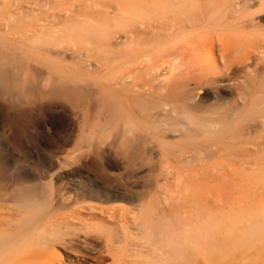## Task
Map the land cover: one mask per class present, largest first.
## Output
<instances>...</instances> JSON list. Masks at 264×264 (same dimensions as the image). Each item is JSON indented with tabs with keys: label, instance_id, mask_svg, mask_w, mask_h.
Returning a JSON list of instances; mask_svg holds the SVG:
<instances>
[{
	"label": "bare ground",
	"instance_id": "obj_1",
	"mask_svg": "<svg viewBox=\"0 0 264 264\" xmlns=\"http://www.w3.org/2000/svg\"><path fill=\"white\" fill-rule=\"evenodd\" d=\"M33 1L0 9V59L68 102L78 134L60 183L0 193V264H66L57 247L78 264H220L264 244V203L245 215L209 169L264 152V0Z\"/></svg>",
	"mask_w": 264,
	"mask_h": 264
},
{
	"label": "rangeland",
	"instance_id": "obj_2",
	"mask_svg": "<svg viewBox=\"0 0 264 264\" xmlns=\"http://www.w3.org/2000/svg\"><path fill=\"white\" fill-rule=\"evenodd\" d=\"M32 1L0 0V9H9L16 15L32 6ZM0 63L10 73V82L0 91V193L29 195L32 186H43L54 171L53 176L58 175L53 181L60 183L59 176L65 175L59 170L60 164L74 147L79 119L68 102L41 99L31 93L30 75L22 70L16 52L5 55ZM251 149V156L244 162L221 160L209 167L214 174H222L224 181L229 178L222 186L218 182L217 189L229 194L238 191L245 215L258 212L264 203V152ZM257 244L254 250L245 247L236 252V258L225 257L220 264H264V244ZM57 250L61 261L78 264V254L61 247ZM201 261L199 257L191 264H202ZM111 262L109 259L105 264Z\"/></svg>",
	"mask_w": 264,
	"mask_h": 264
}]
</instances>
